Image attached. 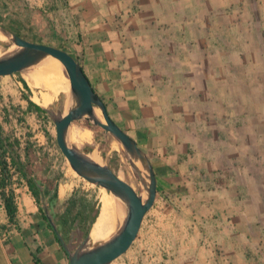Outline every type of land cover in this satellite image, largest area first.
<instances>
[{
    "label": "crops",
    "instance_id": "crops-1",
    "mask_svg": "<svg viewBox=\"0 0 264 264\" xmlns=\"http://www.w3.org/2000/svg\"><path fill=\"white\" fill-rule=\"evenodd\" d=\"M0 20L76 58L153 167L154 204L111 264H264V0H10ZM17 182L0 264H68ZM74 186L58 184L59 205Z\"/></svg>",
    "mask_w": 264,
    "mask_h": 264
},
{
    "label": "water",
    "instance_id": "water-1",
    "mask_svg": "<svg viewBox=\"0 0 264 264\" xmlns=\"http://www.w3.org/2000/svg\"><path fill=\"white\" fill-rule=\"evenodd\" d=\"M0 33L10 40L7 51L0 55V77L42 68L51 63H58L62 68L69 83L64 109L45 108L55 127L56 145L70 169L87 183L111 194L122 212L119 227L105 240L92 244L90 232L85 237L81 232L73 234L69 246H66L68 264H111L129 250L146 213L154 204L157 190L153 167L135 140L109 117L105 104L74 57L57 47L25 40L2 27ZM75 122H86L100 128L104 135H110L117 142L140 185V193L99 161L95 150L85 152L70 142Z\"/></svg>",
    "mask_w": 264,
    "mask_h": 264
},
{
    "label": "rangeland",
    "instance_id": "rangeland-1",
    "mask_svg": "<svg viewBox=\"0 0 264 264\" xmlns=\"http://www.w3.org/2000/svg\"><path fill=\"white\" fill-rule=\"evenodd\" d=\"M2 36L3 39H0V55L5 53L10 45L9 38L4 35ZM40 70L41 68H38L23 73L0 77V124H4L7 134L16 135V137L20 139L22 146L24 145V141L28 135L30 136L29 142L36 148L38 143H42L40 154L36 155V163L38 161V175H41L44 178L57 180L58 184L70 185L74 182V190L77 191L76 193L78 197L85 199V201L89 203H98L100 188L87 183L70 169L56 145L55 127L50 119L48 121L40 120V137L33 138L36 134L33 132L36 118L29 116L26 112L25 102L22 104V101H24L22 95L29 96L31 100H34L35 96L40 97L42 93H45L42 89H35L32 87V84L36 82V80H40L38 75V73L41 72ZM63 76L65 77L64 73ZM21 80L26 82L29 89L28 91L23 88ZM67 95L68 92L60 93L56 96L57 99H59L58 102H54L52 105L47 107H52L54 110L62 111L65 106ZM3 109L6 110V114H3ZM5 116L6 119H4ZM77 123L79 122H76L73 125L74 130H79V127L83 122H81V124ZM45 133L48 134L50 139L45 136ZM91 143V147L93 148L90 151L85 150L84 143L79 144L77 147L85 152H92L95 150V155L99 161L108 165L119 178L124 181H130L133 188L140 193V185L131 175L130 168L125 161L121 148L117 142L110 135H104L101 132L99 134H93ZM62 209L63 205L58 204L56 206V210L61 211ZM120 223L121 220L116 221L115 228L112 233L116 231ZM100 241L102 240L92 241V244H96ZM129 254L130 251L128 250L125 254L120 256L116 262L120 261Z\"/></svg>",
    "mask_w": 264,
    "mask_h": 264
},
{
    "label": "trees",
    "instance_id": "trees-1",
    "mask_svg": "<svg viewBox=\"0 0 264 264\" xmlns=\"http://www.w3.org/2000/svg\"><path fill=\"white\" fill-rule=\"evenodd\" d=\"M9 4L10 0H0V8H5ZM0 27L25 40L39 43L33 37L22 35L19 29H13L9 25L2 23L1 20ZM57 48L64 50L63 47ZM21 84L25 90H29L25 81L21 80ZM22 98L27 103V113L32 112L43 121L49 120L44 107L35 104L26 95H22ZM2 112L6 114L5 109ZM4 119H6V116ZM81 127L92 131L94 134L102 132L100 128L93 127L86 122H83ZM45 136L50 139L47 133H45ZM29 137V135L26 137L24 145L21 147L20 139L6 135L0 125V189L11 186L13 173L10 172V168L14 169V172L27 183L28 189L34 197L43 218L48 222L59 243L66 248L72 240V235L76 232H81L83 237L89 234L99 212L98 203L86 202L85 199L77 196L76 190H73L72 195L63 203V209L61 211L56 210L58 205V181L38 175L36 154L33 145L29 142ZM92 148L89 145H85L86 151H90ZM1 196L7 217L10 222H13L17 211L15 192L10 188L6 194Z\"/></svg>",
    "mask_w": 264,
    "mask_h": 264
},
{
    "label": "bare ground",
    "instance_id": "bare-ground-1",
    "mask_svg": "<svg viewBox=\"0 0 264 264\" xmlns=\"http://www.w3.org/2000/svg\"><path fill=\"white\" fill-rule=\"evenodd\" d=\"M0 39H3L1 34ZM40 71L41 72L38 73L40 80H36V82L32 84V87L35 89H42L45 93H42L40 97L35 96L34 100L31 101L41 106H48L57 95L68 92L69 83L63 76L62 68L58 63H51L44 66ZM89 135L90 133L88 130L82 132L72 129L70 142L78 146L88 139ZM126 182L132 186L130 181L126 180ZM98 208L99 216L94 221L90 231V238L92 241L107 239L113 232L116 221L121 219L122 214L119 205L115 202L111 194L102 188H100Z\"/></svg>",
    "mask_w": 264,
    "mask_h": 264
},
{
    "label": "built area",
    "instance_id": "built-area-1",
    "mask_svg": "<svg viewBox=\"0 0 264 264\" xmlns=\"http://www.w3.org/2000/svg\"><path fill=\"white\" fill-rule=\"evenodd\" d=\"M8 160V159H7ZM10 172L13 173L12 175V184L11 186H6L2 189H0V210H4V202H3V198H2V194H6L9 189H13L15 192V188H17V173L14 172V169L10 168ZM17 196L15 197V202H16Z\"/></svg>",
    "mask_w": 264,
    "mask_h": 264
}]
</instances>
